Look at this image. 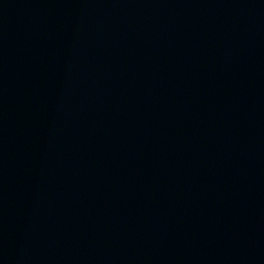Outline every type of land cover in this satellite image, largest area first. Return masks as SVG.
I'll use <instances>...</instances> for the list:
<instances>
[{
	"label": "water",
	"instance_id": "1",
	"mask_svg": "<svg viewBox=\"0 0 264 264\" xmlns=\"http://www.w3.org/2000/svg\"><path fill=\"white\" fill-rule=\"evenodd\" d=\"M0 264H264V0H0Z\"/></svg>",
	"mask_w": 264,
	"mask_h": 264
}]
</instances>
